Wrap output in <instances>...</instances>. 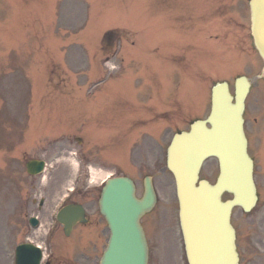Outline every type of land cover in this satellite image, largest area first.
<instances>
[{"label": "rangeland", "instance_id": "1", "mask_svg": "<svg viewBox=\"0 0 264 264\" xmlns=\"http://www.w3.org/2000/svg\"><path fill=\"white\" fill-rule=\"evenodd\" d=\"M30 8L23 0H0V75L11 62L22 67L27 54L33 52L26 68L31 91L25 96L32 103L21 107L23 136L20 148L10 151V155L4 148V138L9 136V125L17 133L13 124H20L21 115L19 109L2 104L0 97V264H14L16 244L27 237L35 238L40 228L41 233L34 240L44 242L54 264L62 263L59 255L65 259L64 264L99 263L109 231L104 219L100 222L97 192L93 194L94 203L89 202L94 209L89 227L80 225L66 236L51 215L73 177L70 158L79 162L72 182V188L75 186L78 191L97 187L99 182H91L90 167L134 177L139 195L143 193L144 177L152 175L158 202L144 219L153 250L150 264H157L159 257L160 264H185L179 247L174 252L161 251L162 245L170 244L171 235L178 245L179 226L175 183L162 166L159 146L165 143L163 139L168 142L175 131L188 127L193 119L206 116L211 88L217 81L233 84L239 75H248L254 81L248 99L250 119L264 107V84L257 78L260 60L254 58L248 0H72L71 29L67 34L59 30L60 35L53 29L54 9ZM34 13L48 20L47 25L30 28L28 21ZM77 25L82 28L75 32ZM111 29H122L125 34L114 38L122 42V71L108 70L103 64V37ZM62 45H70L72 50L66 70L72 79L66 83V95L58 90L48 91L46 83L48 74H62ZM107 54L114 61L110 64L121 66L119 58L115 59L112 52ZM50 55L57 62L47 59ZM0 91L8 93L1 78ZM136 115L164 123L156 125L160 131L155 135H160L162 141L150 134L137 137L143 125ZM64 134L78 136L90 150L69 136L66 141L73 140L72 145L67 144L71 154L60 152V144L46 154L50 165L37 178L44 216H40L41 226L32 228L22 199V190L29 180L24 159L42 157L38 150L43 142ZM36 141L41 144L35 147ZM216 176V161L210 159L203 166L202 178L215 181ZM73 198L81 202L80 195ZM234 216H238L242 234L247 231L261 240L254 260L255 264H264V188L260 189V200L252 212L236 208ZM96 223L94 230L86 229Z\"/></svg>", "mask_w": 264, "mask_h": 264}, {"label": "water", "instance_id": "2", "mask_svg": "<svg viewBox=\"0 0 264 264\" xmlns=\"http://www.w3.org/2000/svg\"><path fill=\"white\" fill-rule=\"evenodd\" d=\"M250 7L252 36L264 59V0H250ZM261 75L264 76V67ZM249 86L246 77L239 78L233 97L227 82L217 83L212 89L209 116L196 121L190 132L176 134L169 147L167 164L176 180L189 264H238L231 210L241 206L250 211L257 201L243 119ZM211 156L219 162L215 184L199 181L202 163ZM42 165L41 162L40 169ZM225 192L233 194V198L223 202ZM156 201L151 177L145 179L141 198L136 196L131 179L115 177L107 181L100 208L111 235L100 264H148L149 247L141 217L153 209ZM83 212V208L74 204L63 209L59 221L66 233L78 220H85ZM41 256L39 248L21 245L17 249V264H40Z\"/></svg>", "mask_w": 264, "mask_h": 264}, {"label": "flooded vegetation", "instance_id": "3", "mask_svg": "<svg viewBox=\"0 0 264 264\" xmlns=\"http://www.w3.org/2000/svg\"><path fill=\"white\" fill-rule=\"evenodd\" d=\"M246 134L248 138L249 152L252 156L255 164V179L258 188H264V107H262L257 116H254L252 119L246 118L245 124ZM165 152V150H164ZM30 161H26L27 163ZM32 168L31 170H33ZM26 173H29L26 167ZM29 180L26 184V197H25V208L28 212V216H34L35 211H40L43 207V202L38 200L37 190L39 188L37 177L31 174H28ZM84 192V191H82ZM90 191L84 192V199L89 200ZM237 233H238V249L241 256V261L246 262L247 264H255L253 259L255 254V248L260 244L254 236H248L244 234L240 235V225L237 222H234ZM237 224V225H236ZM168 249H176V245L165 246ZM153 252V250H152ZM157 262L160 264L161 261L158 258Z\"/></svg>", "mask_w": 264, "mask_h": 264}, {"label": "bare ground", "instance_id": "4", "mask_svg": "<svg viewBox=\"0 0 264 264\" xmlns=\"http://www.w3.org/2000/svg\"><path fill=\"white\" fill-rule=\"evenodd\" d=\"M78 163L76 161H73L72 162V165L74 166V173H73V177H71V180H70V185L69 186H72V182H74L75 180V176H76V172H77V168H78ZM110 173L106 172V171H103V170H96V169H92V178H91V182H100L103 178L107 177ZM41 229V228H40ZM38 230L34 237L37 238L39 237V234L41 233V230ZM35 238L31 239V240H34ZM38 245H42V244H38Z\"/></svg>", "mask_w": 264, "mask_h": 264}]
</instances>
